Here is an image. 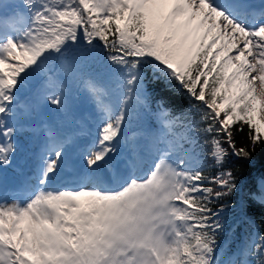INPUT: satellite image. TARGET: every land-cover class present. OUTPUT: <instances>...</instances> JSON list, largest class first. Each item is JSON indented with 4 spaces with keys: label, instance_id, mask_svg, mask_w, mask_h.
<instances>
[{
    "label": "snow or ice",
    "instance_id": "obj_1",
    "mask_svg": "<svg viewBox=\"0 0 264 264\" xmlns=\"http://www.w3.org/2000/svg\"><path fill=\"white\" fill-rule=\"evenodd\" d=\"M70 47L81 61L102 48L119 81L115 107L103 103L105 91L95 79L84 81L108 116L96 151L85 157L90 170L116 153L133 107L149 110V73L155 88L183 92L195 118L175 114L163 100L149 110L152 121L129 158L133 168L143 160L146 171L125 175L115 188L96 183L49 189L64 156L62 146L50 147L30 197L0 202V264H221V202L240 190V178L227 165L231 157L250 160L264 150V2L0 4V168L10 166L17 151L29 110L22 94L34 77L51 79L53 59ZM46 99L63 107L61 95ZM193 129L209 148L215 171L206 172L197 160ZM245 130L246 142L238 145L235 136ZM246 202L264 206V179L249 189ZM248 252L255 264H264V237Z\"/></svg>",
    "mask_w": 264,
    "mask_h": 264
},
{
    "label": "rangeland",
    "instance_id": "obj_2",
    "mask_svg": "<svg viewBox=\"0 0 264 264\" xmlns=\"http://www.w3.org/2000/svg\"><path fill=\"white\" fill-rule=\"evenodd\" d=\"M19 3L20 0H0V4L15 5ZM75 53L73 54L75 55ZM59 68L60 66L58 69ZM95 71H99L97 65L88 63L87 68L84 71L82 70L81 73L84 74L85 78H90ZM41 77L42 80L40 82L37 80L39 83L35 84L33 89L28 87L25 90L26 93L24 92L22 94L21 104H27L29 106L28 113L24 116L22 122H43L42 125L48 130L49 136L44 135L39 138L37 132L26 129L24 123L22 124L16 138L19 143L17 144V151L12 162L23 166V171L22 173H18L13 169V166L10 165L12 170L10 169L11 172L7 174L9 176L8 179H13L10 183L15 182L14 180L17 182L20 176L22 178L23 175L25 176L26 173L31 172L34 173V176H32V178L30 177V180H27V182L32 181L31 184L27 183V185L23 187L35 189L37 187L36 174L41 164V157L47 155L50 147L60 145H63L62 150L64 156L55 176L49 181V189H51L53 180L56 178L61 181V183L65 184L64 188H68V180L70 179H78L80 184H87L89 186L99 183L104 187L115 188L125 175L142 173L146 170L147 165L143 160L133 168L129 165V158L135 155L133 153V148L143 142L144 130L150 123L151 115L148 114L150 108L149 110H145L140 107H133L132 119L129 124L126 123L116 142V153L111 154L108 162L102 164L110 168V174H112L113 169H119V177L115 178L111 183H108L107 179L99 181L100 168L95 171L90 170L87 167L85 157L96 151L99 129L107 120V114L105 113V115L100 116L103 108L99 111L100 104L97 102V99L89 93L85 83L79 81L80 78L75 83L79 84L77 91L72 93V90L66 88H63L62 92L61 87L63 84L57 83L58 80H55L53 77L49 79V75L47 74H42ZM93 79L100 83L101 86L105 87L102 88L105 91L103 100L110 99L116 105L119 98V81L117 76L110 70H107L100 75L94 76ZM108 91L111 97H109ZM51 94L62 96L63 107L61 109H56L55 106L47 102L46 97ZM82 105L86 108L85 114L87 119H84L86 120V125L80 124L84 122V120L78 118L82 115ZM69 107H73V110ZM31 112H35V117L30 115ZM136 112H139L140 115L137 116L135 114ZM94 118H96L98 124H95L96 120H94ZM78 121H80V123ZM132 122L138 125H133ZM127 129L130 131L127 132ZM67 140H71V142L65 146ZM43 143H45V145ZM86 143L90 144L88 148L86 147ZM117 144H119V146H117ZM4 183L5 181L0 185V191H3ZM28 198L21 202L26 201ZM243 253L244 250L224 255L222 251L218 250L217 256L220 258L221 264H245V261L250 260L243 255Z\"/></svg>",
    "mask_w": 264,
    "mask_h": 264
},
{
    "label": "trees",
    "instance_id": "obj_3",
    "mask_svg": "<svg viewBox=\"0 0 264 264\" xmlns=\"http://www.w3.org/2000/svg\"><path fill=\"white\" fill-rule=\"evenodd\" d=\"M75 52L76 49L70 47L64 57L54 58L52 61L54 74L57 73L59 66L62 69L65 68L59 76L67 83H70L73 77L81 74V71L87 68L88 63L96 64L97 68H99V71H95L91 78L109 70L107 62L103 60L106 52L102 48L98 47L96 53L86 61L79 60ZM71 68L73 70L69 72ZM154 85L155 79L151 78V73H149V79H146L145 86L149 92L148 105L151 111H154L156 105L163 100L175 114H183L190 120L195 118L189 98L183 92L173 89L161 90L155 88ZM162 91H166L167 95H162ZM151 121L152 117H150ZM192 134L200 145L196 150L198 160L205 165L206 172L215 171L213 167L214 161L207 154L209 148L203 144V140L195 133L194 129ZM246 134V130L243 133L236 134L235 139L238 145L246 142ZM210 138L209 136L208 139ZM227 166L234 170L240 178V190L234 193L232 197L221 202L226 205L224 209L225 231L221 234L218 241V249L224 250L225 254L239 249L244 244L250 248L254 242L259 243L261 237H264V212L261 210L264 206L259 205L257 202H252L251 205L246 202V197L249 196V189L253 186L258 188L259 181L264 179V150L258 149L250 160L231 157ZM250 240L252 241L251 244L248 243ZM247 253L251 264H255L256 258L249 252Z\"/></svg>",
    "mask_w": 264,
    "mask_h": 264
},
{
    "label": "bare ground",
    "instance_id": "obj_4",
    "mask_svg": "<svg viewBox=\"0 0 264 264\" xmlns=\"http://www.w3.org/2000/svg\"><path fill=\"white\" fill-rule=\"evenodd\" d=\"M262 2H264V0H253L252 1V3L253 4H255V5H261V3ZM103 103L104 104H109V105H111V106H113V107H115V104L110 100V99H104L103 100ZM102 110V108H101V105H100V107H99V111H101ZM102 115H105V112H101L100 113V116H102ZM94 120H96V118H94ZM95 124H98V121L96 120V123ZM101 171V170H100ZM108 173H109V171H108ZM58 179H59V177H58ZM57 180V178L56 179H54L53 180V182H55ZM6 181H8V179L6 180ZM70 182V181H69ZM8 183H10L9 181H8ZM8 183H6L5 184V186H4V189L6 188V186H7V184ZM15 183H17V182H15ZM28 183V182H27ZM15 200H19V201H23L22 199L20 200V199H15ZM14 200H12V201H8V203H12Z\"/></svg>",
    "mask_w": 264,
    "mask_h": 264
}]
</instances>
